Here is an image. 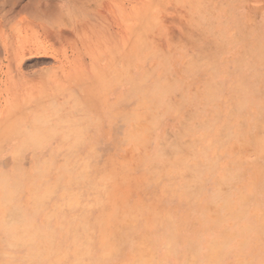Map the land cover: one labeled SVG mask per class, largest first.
Instances as JSON below:
<instances>
[{
  "label": "rangeland",
  "instance_id": "374dc122",
  "mask_svg": "<svg viewBox=\"0 0 264 264\" xmlns=\"http://www.w3.org/2000/svg\"><path fill=\"white\" fill-rule=\"evenodd\" d=\"M0 264H264V0H0Z\"/></svg>",
  "mask_w": 264,
  "mask_h": 264
},
{
  "label": "bare ground",
  "instance_id": "6f19581e",
  "mask_svg": "<svg viewBox=\"0 0 264 264\" xmlns=\"http://www.w3.org/2000/svg\"><path fill=\"white\" fill-rule=\"evenodd\" d=\"M36 2V1H35Z\"/></svg>",
  "mask_w": 264,
  "mask_h": 264
}]
</instances>
